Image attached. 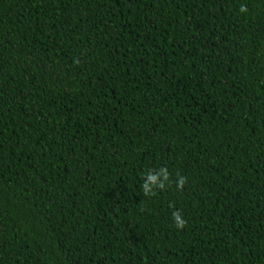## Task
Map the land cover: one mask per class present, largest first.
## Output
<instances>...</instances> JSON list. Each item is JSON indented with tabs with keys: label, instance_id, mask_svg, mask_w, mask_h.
I'll list each match as a JSON object with an SVG mask.
<instances>
[{
	"label": "trees",
	"instance_id": "obj_1",
	"mask_svg": "<svg viewBox=\"0 0 264 264\" xmlns=\"http://www.w3.org/2000/svg\"><path fill=\"white\" fill-rule=\"evenodd\" d=\"M0 264H264V0H0Z\"/></svg>",
	"mask_w": 264,
	"mask_h": 264
},
{
	"label": "clouds",
	"instance_id": "obj_2",
	"mask_svg": "<svg viewBox=\"0 0 264 264\" xmlns=\"http://www.w3.org/2000/svg\"><path fill=\"white\" fill-rule=\"evenodd\" d=\"M240 10L244 11L243 8ZM140 179L139 188L145 197L154 196L158 191L163 192L172 184L175 185L176 190H182L187 182L186 177L179 175L173 180L172 175L165 166L146 169ZM171 220L176 229H183L186 224V220L179 209H174L171 212Z\"/></svg>",
	"mask_w": 264,
	"mask_h": 264
}]
</instances>
